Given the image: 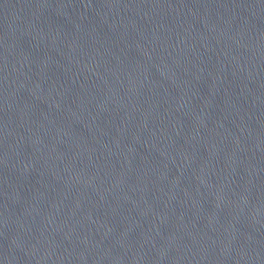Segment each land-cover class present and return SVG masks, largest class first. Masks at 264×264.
Wrapping results in <instances>:
<instances>
[{
    "label": "water",
    "instance_id": "95a60500",
    "mask_svg": "<svg viewBox=\"0 0 264 264\" xmlns=\"http://www.w3.org/2000/svg\"><path fill=\"white\" fill-rule=\"evenodd\" d=\"M0 264H264V0H0Z\"/></svg>",
    "mask_w": 264,
    "mask_h": 264
}]
</instances>
